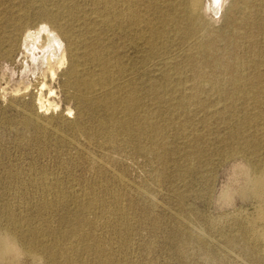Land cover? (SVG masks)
<instances>
[{
  "label": "rangeland",
  "instance_id": "374dc122",
  "mask_svg": "<svg viewBox=\"0 0 264 264\" xmlns=\"http://www.w3.org/2000/svg\"><path fill=\"white\" fill-rule=\"evenodd\" d=\"M212 1L0 0V264H264V0Z\"/></svg>",
  "mask_w": 264,
  "mask_h": 264
},
{
  "label": "bare ground",
  "instance_id": "6f19581e",
  "mask_svg": "<svg viewBox=\"0 0 264 264\" xmlns=\"http://www.w3.org/2000/svg\"><path fill=\"white\" fill-rule=\"evenodd\" d=\"M226 3V0H213L211 6L213 7V11L216 9V7L222 6ZM263 3V2H262ZM134 4V3H133ZM186 13L189 15V17L191 15H198L201 13L202 11V5H201V0H186ZM123 5V4H122ZM129 6V5H128ZM123 9V8H122ZM128 12V11H127ZM135 12V11H134ZM121 13H124L123 11ZM138 13V12H137ZM216 13V12H215ZM140 14V12H139ZM123 15V14H121ZM128 17V16H127ZM133 18V17H132ZM140 19V18H139ZM136 19H134L135 21ZM139 21V20H138ZM14 23V22H13ZM251 23V22H250ZM240 28V27H239ZM23 43L26 49L28 50H33V49H40L41 50V55L38 56H33L32 57V61L33 64L36 67H39L41 69L42 74L45 76V74L47 72H49V74L51 75V77L56 76V72H55V66H57V69L59 67H61L62 64L65 63V49H64V44L62 43L61 39L59 38L58 34L51 30L47 25L45 24H38L37 27H35L33 30H28L26 31L24 37H23ZM226 61V60H225ZM220 66V65H219ZM200 67V66H199ZM223 69V68H222ZM199 71V70H198ZM201 71V70H200ZM201 75V74H200ZM211 76V75H210ZM240 79V78H239ZM243 79V78H242ZM241 79V80H242ZM237 80V79H236ZM239 81V80H238ZM237 82V81H236ZM42 83V82H41ZM233 83V82H232ZM44 84H42L40 90H42V88L44 87ZM258 83L255 82H251V86L253 87V95L254 93H258V87H257ZM196 87V86H195ZM192 87V88H195ZM199 88V87H198ZM234 93H236V95L240 96L241 93L240 92H236L234 91ZM42 91H40L38 93V97H37V105L39 108H47L48 106H52L54 105L53 102L48 101V99H45L42 95ZM244 95V94H243ZM245 96V95H244ZM53 104H51V103ZM123 110V109H122ZM130 117V116H129ZM133 118V116H132ZM156 127V126H155ZM110 138V137H109ZM255 148V147H254ZM257 153V152H256ZM264 167V166H263ZM249 169V168H248ZM245 170V169H244ZM250 170V169H249ZM253 170V169H252ZM258 170V169H257ZM261 170V169H260ZM254 174V172H253ZM246 175V172H245ZM119 178V177H118ZM249 178V176H248ZM248 179H246V182ZM249 191L254 194L255 196L261 198L264 197V169L262 171H260L258 174L250 176L249 178ZM243 195V194H242ZM249 195V194H248ZM118 196V195H117ZM103 199V198H102ZM117 201V200H116ZM41 203V202H40ZM56 203V202H55ZM91 203V202H90ZM89 203V204H90ZM116 204V203H115ZM113 205V204H112ZM84 206V205H83ZM109 209V208H108ZM111 213V212H110ZM113 214V212H112ZM108 216V215H107ZM239 219V218H238ZM108 220V219H107ZM256 220V218H255ZM102 221V220H101ZM216 221V220H215ZM242 221V220H241ZM254 219H250L249 220V224L251 225V228L254 229L255 232H253L254 234H256V236L258 238H260V240L264 241V228H258L255 227L253 222ZM244 222V221H242ZM247 222V221H246ZM242 224V223H241ZM245 226V224H242ZM249 225V226H250ZM97 227V226H96ZM115 227V226H114ZM190 227V226H189ZM112 228V227H111ZM249 229V227H247ZM250 228V231H251ZM109 230V229H108ZM195 230V229H194ZM30 231V230H29ZM249 231V230H247ZM199 232V231H198ZM7 233V232H6ZM5 233V234H6ZM251 234V233H249ZM7 235V234H6ZM203 236V235H202ZM253 236V235H251ZM3 237V236H2ZM183 237V236H182ZM7 237H4V239H2L3 241H0L1 246H0V255L4 256L7 253H11L15 247V241L13 242L11 239H5ZM11 238V236H10ZM13 238V237H12ZM253 238V237H252ZM257 238V239H258ZM250 239V237H249ZM254 239H256V237H254ZM1 240V239H0ZM30 240V239H28ZM259 240V239H258ZM259 240V242H260ZM191 242V241H190ZM42 244V242H40ZM262 243V242H261ZM180 245V244H179ZM256 245V244H255ZM33 246H31L32 248ZM263 247V246H262ZM29 248V247H28ZM27 248V250H28ZM48 248V247H47ZM96 248V247H95ZM33 249V248H32ZM30 250V249H29ZM256 250V249H255ZM261 250V249H260ZM19 251V249H18ZM26 251V250H25ZM32 251V250H31ZM29 252V251H27ZM184 252V251H183ZM19 253V252H18ZM25 253V252H24ZM38 254V253H36ZM35 254V255H36ZM53 254V253H52ZM33 255V254H32ZM36 257H39L36 256Z\"/></svg>",
  "mask_w": 264,
  "mask_h": 264
}]
</instances>
